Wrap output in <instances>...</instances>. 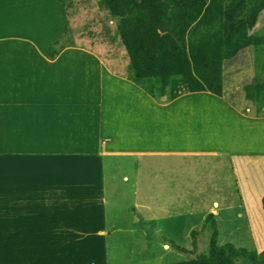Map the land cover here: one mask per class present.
Here are the masks:
<instances>
[{"label":"crops","instance_id":"1","mask_svg":"<svg viewBox=\"0 0 264 264\" xmlns=\"http://www.w3.org/2000/svg\"><path fill=\"white\" fill-rule=\"evenodd\" d=\"M67 18L57 0H0V264H114L109 239L121 219L109 216L107 197L120 173L126 188L174 194L167 213L139 216L147 247L175 251V235L191 251L190 216L172 214L178 195L223 179L216 164L196 169L193 163L231 153L241 186L244 165L264 162V117L250 119L233 101L221 102L222 61L217 94L201 91L226 107L214 118L194 95L157 101L114 74L112 61L100 67L103 61L83 51L76 31L73 43L50 58ZM228 118L237 120L233 127ZM258 137V152L233 153L234 142L255 147ZM161 158L174 165L158 164ZM187 158L190 165L180 162ZM152 202L140 206L155 211Z\"/></svg>","mask_w":264,"mask_h":264},{"label":"rangeland","instance_id":"2","mask_svg":"<svg viewBox=\"0 0 264 264\" xmlns=\"http://www.w3.org/2000/svg\"><path fill=\"white\" fill-rule=\"evenodd\" d=\"M51 1L54 4L56 2V0ZM177 1L180 4L179 11L183 7L181 5H184L186 8L182 13L181 23L178 15L179 11L177 12L185 52H188L187 55H190L192 52L202 55L203 40L216 23V18L210 11V7L216 0ZM61 5L58 2V8ZM203 13L208 14L212 22L208 27L209 30L207 33L200 36L198 33V27L200 25L197 26L196 23L200 20ZM67 21L70 29L64 36L65 45H69L70 41L71 44L73 43V32L76 31V35L79 33L82 38L80 42L83 51L93 53L101 58L104 64L100 67L103 68L107 65L109 68L111 67L110 63L112 61L113 73L117 74V76L126 77L127 58L125 50L119 44L118 40H112L116 24L105 10L99 8L98 0H76L74 8L70 10ZM262 23L264 25V12L257 25L259 34H264V26H260ZM256 50L263 57L261 64H264V47ZM254 54L256 55L257 52L255 51L254 53L253 48L247 49L239 54L232 66L225 67L224 65L225 68L222 72L221 102L233 101L235 109L250 119L253 118L251 116H259L256 114L255 106L245 98L243 88L245 85L251 83L257 75ZM190 95H194L198 106L203 102L201 106L206 107V109L202 111H210V115L214 118L220 116V108L223 109L222 114L225 112L226 107H221V103L218 102L213 94L208 95L207 93L195 90L193 92L192 88H189L186 93L181 94L178 99H184ZM231 110L234 109L231 108ZM260 117H264V112L260 113ZM197 118H200V116H197ZM235 122L237 120L228 118L227 125L233 127ZM236 131H240L239 127L236 128ZM255 132L256 129L252 128L251 134L254 135ZM229 136L232 135L229 134ZM253 139L254 136H252V142ZM262 144L263 140L260 137H258L255 147L246 146L244 142L237 141L234 142L233 148L235 150L233 153L258 152ZM209 150L213 151L214 148H209ZM192 161L189 158L180 160L181 163L187 165H190ZM231 162L232 158L230 153L224 157H217L216 159H199L198 157L192 165L196 169H208L214 167L216 164L215 171L223 179L218 184L211 183L210 188H204L205 184L203 187H195L192 192L187 191L184 197L178 195V209L172 214L175 216L189 215L195 227L194 231H196V233L188 238L192 243V248L189 252L186 251L187 249L185 247H182L187 246L184 241L182 246L178 245L181 237L175 235H172L173 241L177 243V249L175 251L172 249L171 252H162L159 248L149 249L145 244V233L148 232V229L145 225V220H141L139 216L144 218L146 215L148 216L152 213H167L170 211L169 204L175 202L174 194L169 192L168 189L160 190L154 188L153 190H147L144 188L139 192L137 186L126 188V185L124 186L122 182V174H117L114 183L110 184L109 182L107 197L109 216H117L118 220L121 219L119 221L120 227L111 230L109 239L111 256L115 258L113 263L115 264L114 261L119 260L121 262L120 264H165L186 261L198 254H208L211 230L210 226L207 229H202V226L204 225V218L209 213L215 215L219 244L224 245L230 243L237 248H244L249 251L256 250L258 253L264 251V248L257 250L254 243L251 225L245 214V204L240 182H236ZM157 163L164 166L174 165L169 158H161ZM206 173L213 175L212 172ZM195 176L197 177V173H195ZM130 182H133V180L131 179ZM115 184L121 185L119 190L116 189ZM150 195H154V198ZM144 202H152L153 204L151 206L155 211L140 206V203ZM183 202L185 203L183 204ZM137 217L139 220H137ZM149 239L151 240V238ZM125 252L128 253L127 255L130 256V259L124 256Z\"/></svg>","mask_w":264,"mask_h":264},{"label":"trees","instance_id":"3","mask_svg":"<svg viewBox=\"0 0 264 264\" xmlns=\"http://www.w3.org/2000/svg\"><path fill=\"white\" fill-rule=\"evenodd\" d=\"M67 15L76 0H57ZM115 30L112 40H118L126 53V78L159 101L175 100L191 87L195 91L217 94L220 85L221 64L230 67L240 53L253 48L257 75L244 86L245 98L255 106L258 116L264 112V64L258 48L264 47V34H259L257 25L264 12V0H216L210 7L216 18L212 30L203 40V54L187 55L179 29L177 0H98ZM178 12L180 23L184 5ZM183 10V11H182ZM186 12V11H185ZM189 16V15H188ZM209 15L203 13L196 23L203 36L209 30ZM260 26H264L263 23ZM62 35L51 47L49 56L54 58L67 45ZM188 58V65H187ZM208 61V63H207ZM189 71V72H188ZM190 75V76H189ZM242 196L245 214L251 225L257 250L264 248V162L244 165ZM263 197V198H262ZM262 200V203H261ZM263 206V207H262ZM210 226L209 253L198 254L191 259L165 264H264V251H249L233 244L218 243L215 215L207 214L202 229ZM196 231L192 232V235ZM196 243V241H195Z\"/></svg>","mask_w":264,"mask_h":264}]
</instances>
